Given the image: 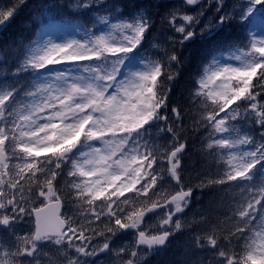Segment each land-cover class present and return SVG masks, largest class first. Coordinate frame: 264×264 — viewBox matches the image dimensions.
<instances>
[{
    "label": "snow or ice",
    "instance_id": "1",
    "mask_svg": "<svg viewBox=\"0 0 264 264\" xmlns=\"http://www.w3.org/2000/svg\"><path fill=\"white\" fill-rule=\"evenodd\" d=\"M26 4L0 3V32ZM64 10L86 17L80 38H52ZM37 17L40 38L0 70V264H42L49 247L62 264H146L205 189L240 197L230 228L192 236L210 256L183 264H264V0H51ZM193 48L185 107L172 94ZM188 111L215 160L196 183L182 165Z\"/></svg>",
    "mask_w": 264,
    "mask_h": 264
},
{
    "label": "trees",
    "instance_id": "2",
    "mask_svg": "<svg viewBox=\"0 0 264 264\" xmlns=\"http://www.w3.org/2000/svg\"><path fill=\"white\" fill-rule=\"evenodd\" d=\"M62 2L72 3V0H62ZM148 2L149 0L143 3ZM165 2L177 1L165 0ZM0 3L9 4L11 0H0ZM45 3H51V0H27L26 6L21 9L19 15L7 27V30L0 33V70L13 66V59L19 54L23 44L27 43L30 39L40 38L41 29L37 10ZM72 11H61L59 15L63 17V22L59 24H83L85 22V16H73ZM156 30V34L161 32L166 34L167 30L159 23L158 17ZM17 41H20V43H16ZM157 42L163 43L162 40ZM189 51L192 53L191 58L180 69V76L174 84L172 94L173 101L180 102L185 107L188 106L189 93L194 86L195 77L199 71L202 59V53L198 49L186 50L184 55L188 56ZM149 54L152 55L153 59L159 58V53L156 49H149ZM196 116L197 113L194 111H188L184 119V134L189 137V148L187 149V156L182 161V165L185 167V175L189 183H196L197 173L204 174L206 171L212 169L215 163L214 157L206 154L201 149V142L207 139L203 130L193 131V119ZM61 183L64 182L62 181ZM65 191H67L66 186ZM163 194L162 192L161 195ZM194 196L195 198L186 209L185 216L183 217V222L190 225V227L182 229L172 239L165 251L148 257L146 264H183V261L186 259H199L203 261L210 256V253L194 252L192 236L213 226H218L219 229L231 227L228 223V216L234 201L240 197L238 190L216 191L215 189H205L203 193H194ZM152 220H156L157 227L159 218L153 217L145 223L143 228L146 229V224ZM155 228L153 227L149 231H153ZM217 234L220 235L221 233L218 231ZM252 235V233H249V236ZM125 242L130 243L131 238H126ZM45 251L47 255L43 257L42 264H62L63 254L58 252L55 247L46 248Z\"/></svg>",
    "mask_w": 264,
    "mask_h": 264
},
{
    "label": "rangeland",
    "instance_id": "3",
    "mask_svg": "<svg viewBox=\"0 0 264 264\" xmlns=\"http://www.w3.org/2000/svg\"><path fill=\"white\" fill-rule=\"evenodd\" d=\"M75 0H72V3H74ZM226 4H228L229 8H231V6L236 2V0H225ZM75 25L77 24H66V25H61V24H57L56 26L50 28L48 31L52 33V38L55 39L57 37H66V38H80V34H78L74 28ZM166 34H167V30H166ZM45 39L47 37H44ZM159 223V222H158ZM157 223V225H158ZM153 227H156V220H152L149 221L146 224V229L145 230H151L153 229ZM29 229V224H25L23 226L22 231L26 232ZM156 229V228H155Z\"/></svg>",
    "mask_w": 264,
    "mask_h": 264
},
{
    "label": "water",
    "instance_id": "4",
    "mask_svg": "<svg viewBox=\"0 0 264 264\" xmlns=\"http://www.w3.org/2000/svg\"><path fill=\"white\" fill-rule=\"evenodd\" d=\"M144 1H146V0H141V2H144ZM178 2H179V0H177ZM1 33V32H0Z\"/></svg>",
    "mask_w": 264,
    "mask_h": 264
}]
</instances>
